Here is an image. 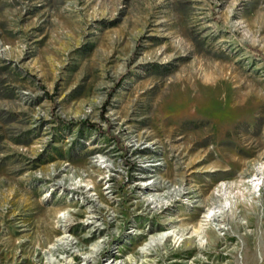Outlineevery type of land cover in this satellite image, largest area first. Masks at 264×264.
<instances>
[{
  "label": "rangeland",
  "instance_id": "rangeland-1",
  "mask_svg": "<svg viewBox=\"0 0 264 264\" xmlns=\"http://www.w3.org/2000/svg\"><path fill=\"white\" fill-rule=\"evenodd\" d=\"M69 260L264 264V0H0V264Z\"/></svg>",
  "mask_w": 264,
  "mask_h": 264
},
{
  "label": "bare ground",
  "instance_id": "bare-ground-1",
  "mask_svg": "<svg viewBox=\"0 0 264 264\" xmlns=\"http://www.w3.org/2000/svg\"><path fill=\"white\" fill-rule=\"evenodd\" d=\"M224 210H225V205H223V204H219V205H216L214 207H211L210 210H208L209 211L208 214L205 216V221H209L211 219H217V221L219 222L220 228H222L223 222L225 221V215L223 214ZM91 217H94V215H91ZM169 236H174L175 238L177 237L175 231H173V230H164L161 233H159L157 236L152 238L150 242L154 243V242H156L158 240L161 242V241H163L164 239H166ZM71 243H72V241L69 240V239L67 241H64V244H71ZM201 244H203V242ZM76 258L77 257L74 256L73 259H76ZM68 262L70 264H75V262H72V260H69ZM113 262L114 261H111V262H108V263L110 264V263H113Z\"/></svg>",
  "mask_w": 264,
  "mask_h": 264
},
{
  "label": "trees",
  "instance_id": "trees-1",
  "mask_svg": "<svg viewBox=\"0 0 264 264\" xmlns=\"http://www.w3.org/2000/svg\"><path fill=\"white\" fill-rule=\"evenodd\" d=\"M82 123L88 124V125H91V126H95L96 125L94 122H88V120H82Z\"/></svg>",
  "mask_w": 264,
  "mask_h": 264
}]
</instances>
